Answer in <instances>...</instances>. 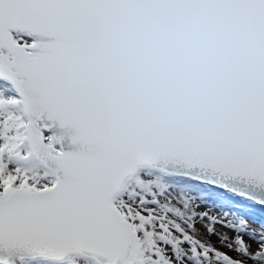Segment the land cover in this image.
I'll use <instances>...</instances> for the list:
<instances>
[{
	"label": "snow or ice",
	"instance_id": "obj_1",
	"mask_svg": "<svg viewBox=\"0 0 264 264\" xmlns=\"http://www.w3.org/2000/svg\"><path fill=\"white\" fill-rule=\"evenodd\" d=\"M256 212L264 0H0V264H264Z\"/></svg>",
	"mask_w": 264,
	"mask_h": 264
},
{
	"label": "trees",
	"instance_id": "obj_2",
	"mask_svg": "<svg viewBox=\"0 0 264 264\" xmlns=\"http://www.w3.org/2000/svg\"><path fill=\"white\" fill-rule=\"evenodd\" d=\"M253 211H255V210H253ZM261 215H264V214H261L259 212H256V218H259Z\"/></svg>",
	"mask_w": 264,
	"mask_h": 264
}]
</instances>
